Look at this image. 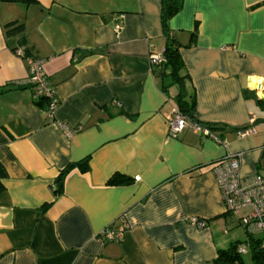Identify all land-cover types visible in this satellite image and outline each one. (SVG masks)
<instances>
[{
	"label": "crops",
	"instance_id": "1",
	"mask_svg": "<svg viewBox=\"0 0 264 264\" xmlns=\"http://www.w3.org/2000/svg\"><path fill=\"white\" fill-rule=\"evenodd\" d=\"M12 21L54 90L53 121L14 53L19 34L4 33ZM168 26L194 119L224 145L190 125L168 133L175 90L150 62L165 47L160 0H0V264H213L248 246L212 168L236 154L242 176L264 171V0H183ZM114 174L130 182L108 184ZM123 223L118 241L100 237ZM242 259L254 264L249 249Z\"/></svg>",
	"mask_w": 264,
	"mask_h": 264
},
{
	"label": "built area",
	"instance_id": "2",
	"mask_svg": "<svg viewBox=\"0 0 264 264\" xmlns=\"http://www.w3.org/2000/svg\"><path fill=\"white\" fill-rule=\"evenodd\" d=\"M120 29L121 24L116 23L114 31L117 33ZM14 53L27 60L26 82L31 88L32 98L34 100H38L41 97L46 98L47 104L44 112L47 118L53 121L58 100L53 88L49 84L41 61L26 55L23 46H19ZM163 61L162 54L150 55V62L152 64H159ZM262 87L264 86H259L257 90L262 89ZM114 104L120 105L117 100H114ZM175 113L174 118L168 120V133L170 136H174L183 127L190 125L194 132H201L204 135L211 136L216 142L225 144V140L215 137L206 126L195 122L190 123L178 111ZM63 127L66 133L69 132L66 126ZM252 131V128L241 129L237 131V135L245 136ZM238 156L236 154L225 155L213 165L212 173L224 203V212L230 215H238L241 209H247L245 214L239 215L238 221L248 236L260 237L259 249L262 256H264V171L258 170L250 176H242ZM197 223L200 227L204 225L202 221H198ZM126 228L127 225L125 223L118 227L107 226L99 235L105 240L118 241ZM237 252L239 254L247 253L248 246L240 244L237 247Z\"/></svg>",
	"mask_w": 264,
	"mask_h": 264
},
{
	"label": "trees",
	"instance_id": "3",
	"mask_svg": "<svg viewBox=\"0 0 264 264\" xmlns=\"http://www.w3.org/2000/svg\"><path fill=\"white\" fill-rule=\"evenodd\" d=\"M183 0H160V20L162 24L163 34L165 37V47L162 53L164 61L156 64V75L160 78L164 91H168L174 88L175 95L174 99L176 102L177 111L184 116L188 122L199 123L194 119L193 111L195 105V99L193 93H189L185 87L186 74L182 73L183 63L179 53V44L171 30L169 29L168 23L172 16H174L182 8ZM197 26H195L196 29ZM23 25L17 24L15 21L8 22L3 25L4 33L7 36L18 35L19 44L14 47V51L19 47L23 46L25 54L33 57L29 51V48L25 44V36L21 34ZM191 38L195 36V32L191 34ZM34 58V57H33ZM47 100L46 98H39L36 100V104L44 108ZM208 129H215L214 126H207ZM74 166H78L81 171H87L88 159L69 164L64 168L55 179L53 186V194L57 196L62 191V184L65 174ZM6 173L0 164V179L5 177ZM130 179L124 177L121 174H114L109 180L108 184L118 185L129 183ZM47 205L43 208L46 209ZM203 222V221H202ZM204 223V222H203ZM205 224V223H204ZM246 232V231H245ZM247 234V233H246ZM248 249L251 252V258L254 264H264V256H262L259 249L260 237L248 236ZM241 243H232L227 248L217 251V255L213 260V264H244L242 254L237 252V247Z\"/></svg>",
	"mask_w": 264,
	"mask_h": 264
},
{
	"label": "rangeland",
	"instance_id": "4",
	"mask_svg": "<svg viewBox=\"0 0 264 264\" xmlns=\"http://www.w3.org/2000/svg\"><path fill=\"white\" fill-rule=\"evenodd\" d=\"M247 212V209H241L238 215H243ZM243 227V226H242Z\"/></svg>",
	"mask_w": 264,
	"mask_h": 264
}]
</instances>
